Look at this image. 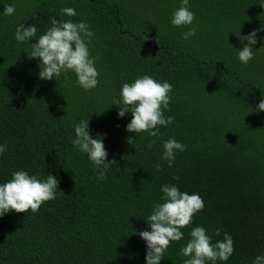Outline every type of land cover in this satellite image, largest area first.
Wrapping results in <instances>:
<instances>
[{
	"label": "trees",
	"instance_id": "obj_1",
	"mask_svg": "<svg viewBox=\"0 0 264 264\" xmlns=\"http://www.w3.org/2000/svg\"><path fill=\"white\" fill-rule=\"evenodd\" d=\"M181 4L0 0V144L7 145L0 184L18 170L59 181L56 198L36 213L0 216V264H146L139 232L151 231L147 217L164 202L165 184L199 194L204 207L160 264H183L180 249L197 226L213 244L225 234L233 238V254L215 264H252L264 256V111L256 110L264 99V0H189L194 20L176 27L171 20ZM9 5L15 11L5 15ZM67 7L74 17L61 13ZM51 19L90 26L97 87L85 91L71 71L39 78L41 61L27 54ZM20 25L35 26L36 37L17 42ZM191 28L196 34L184 39ZM253 31L255 55L245 65L238 51L248 41L240 37ZM144 75L173 86L164 110L173 123L158 126L159 138L128 132L131 113L118 115L122 84ZM87 119L90 136H100L108 153L105 163L115 161L104 180L72 145L74 125ZM168 139L186 146L171 167L161 159Z\"/></svg>",
	"mask_w": 264,
	"mask_h": 264
},
{
	"label": "clouds",
	"instance_id": "obj_2",
	"mask_svg": "<svg viewBox=\"0 0 264 264\" xmlns=\"http://www.w3.org/2000/svg\"><path fill=\"white\" fill-rule=\"evenodd\" d=\"M189 0H182L181 7L174 13L171 23L176 27L190 25L194 20V13L187 5ZM14 6L4 7L5 15H12ZM62 14L74 17V8H62ZM51 27L38 37L37 43L31 44V51L27 54L29 58H38L41 63L38 65L40 71L38 76L42 80H51L59 77L62 73L73 72L77 77V84L85 91L97 87L99 73L95 67V58L91 56L88 49V42L93 37L90 26L83 22L72 20L58 21L51 19ZM196 34L194 28L183 33V38L188 39ZM37 29L33 25L27 28L20 25L15 30V39L19 43L29 42L36 37ZM257 32H250L247 36L240 37L241 41L247 40L238 51V59L243 64H248L254 59V49L251 45L256 44ZM173 86L169 82H158L149 75L136 78L131 83H123L120 91L119 117L131 113L132 119L126 125V130L131 133L146 132L150 137L159 138L158 126H168L173 123V117L164 115L170 103V93ZM256 110L264 111V99H261ZM155 129V130H153ZM75 139L72 145L80 152L86 153L88 158L97 169V179L104 180L110 164L105 163L107 151L104 148L100 136L92 138L89 134L87 120H81L74 125ZM131 138H129L130 140ZM128 140V141H129ZM156 143L152 140L149 147ZM7 150L6 144H0V154ZM162 160L171 167L176 159L177 152L186 150V146L168 139L163 143ZM159 170L161 164L155 165ZM11 179L0 184V216L9 212L26 213L29 210L36 213L41 205L56 198L59 181L52 175L40 180L36 176H30L23 170L11 174ZM163 203L154 205L152 213L147 217V224L151 231H140L139 236L146 242V264H160L165 251L171 242L183 239L182 228L192 223L193 216L203 210L204 202L199 194H188L181 192L175 185L165 184L161 187ZM217 229L215 235L220 234ZM190 239L186 246L180 249V255L187 257L183 264H205L206 261L215 264L217 260L227 261L234 252L233 238L225 234L222 241L212 243L211 237L204 227H194L189 233ZM252 264H264V256H256Z\"/></svg>",
	"mask_w": 264,
	"mask_h": 264
},
{
	"label": "rangeland",
	"instance_id": "obj_3",
	"mask_svg": "<svg viewBox=\"0 0 264 264\" xmlns=\"http://www.w3.org/2000/svg\"><path fill=\"white\" fill-rule=\"evenodd\" d=\"M148 16L151 17L150 14H148Z\"/></svg>",
	"mask_w": 264,
	"mask_h": 264
}]
</instances>
